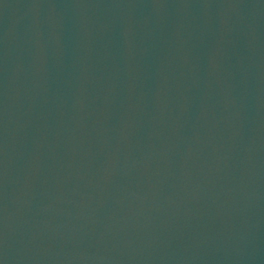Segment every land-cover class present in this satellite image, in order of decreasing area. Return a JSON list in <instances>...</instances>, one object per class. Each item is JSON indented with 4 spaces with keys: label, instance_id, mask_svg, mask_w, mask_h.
<instances>
[{
    "label": "water",
    "instance_id": "95a60500",
    "mask_svg": "<svg viewBox=\"0 0 264 264\" xmlns=\"http://www.w3.org/2000/svg\"><path fill=\"white\" fill-rule=\"evenodd\" d=\"M0 264H264V0H0Z\"/></svg>",
    "mask_w": 264,
    "mask_h": 264
}]
</instances>
